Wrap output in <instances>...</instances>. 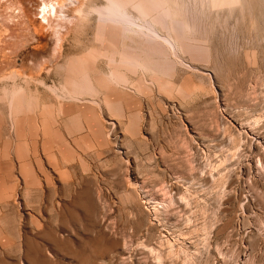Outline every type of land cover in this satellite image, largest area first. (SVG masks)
<instances>
[{"label":"rangeland","instance_id":"1","mask_svg":"<svg viewBox=\"0 0 264 264\" xmlns=\"http://www.w3.org/2000/svg\"><path fill=\"white\" fill-rule=\"evenodd\" d=\"M219 1L0 0V264H264V0Z\"/></svg>","mask_w":264,"mask_h":264},{"label":"bare ground","instance_id":"2","mask_svg":"<svg viewBox=\"0 0 264 264\" xmlns=\"http://www.w3.org/2000/svg\"><path fill=\"white\" fill-rule=\"evenodd\" d=\"M115 1V4L113 5V6H111V7H107V6H93V7H90L89 8V6H88V10L86 11L85 9H84V6H81L80 8H78L77 10H75V14L76 15H78L79 17H84V16H86L87 15V13H89V12H93V13H95L96 15H97V18L100 20V21H102V22H104V23H107V22H113V23H118V25H119V23H120V26L119 27H121V23L125 26V27H127V28H129V29H127V30H130V27L131 26H136L138 29H139V31L140 30H142V29H145L146 30V34H148L149 36H151V37H158V36H160L159 35V33L157 32V30L155 29V27H154V24L149 20V16H150V13H149V11H147L146 9H145V5H144V3L142 2V0H114ZM208 1H210V0H208ZM214 1H216V3L214 2ZM219 0H213V3H215L216 5H217V2H218ZM235 0H233V2H234ZM85 2L87 3L88 2V0H85ZM162 2V1H161ZM203 2V1H202ZM220 2V1H219ZM222 2V1H221ZM226 2H229V1H226ZM86 3L84 4V5H86ZM156 3V2H155ZM169 3H170V1H169ZM171 3H172V1H171ZM230 3H231V1H230ZM229 3V4H230ZM174 4V3H173ZM210 4V3H209ZM221 4V3H220ZM222 4H223V2H222ZM172 5V4H171ZM208 5V4H207ZM219 5V4H218ZM174 6V5H173ZM178 6V5H177ZM174 7H176V6H174ZM86 8H87V6H86ZM170 9V8H169ZM157 11V10H156ZM161 11H163V9L161 10ZM165 11V10H164ZM172 11V10H171ZM172 13V12H171ZM157 15V14H156ZM162 15V14H161ZM160 15V16H161ZM172 15V14H171ZM163 16V15H162ZM161 16V17H162ZM153 17V16H152ZM151 17V18H152ZM161 17H159L160 19H162ZM150 18V19H151ZM163 18H164V16H163ZM167 19V18H166ZM166 21V20H165ZM164 21V22H165ZM163 22V23H164ZM117 25V26H118ZM164 25H165V23H164ZM117 26H115V27H117ZM124 26H122L123 27V29H124ZM156 26V25H155ZM157 27V26H156ZM118 28V27H117ZM132 28V27H131ZM166 28V27H165ZM167 29H168V27H167ZM166 29V30H167ZM138 31V30H137ZM124 32H126V31H124ZM162 35V34H161ZM127 36V35H126ZM133 36V35H132ZM141 36V35H140ZM169 36V35H168ZM143 37V36H142ZM164 37V36H163ZM140 38V37H139ZM172 38V37H171ZM131 39V38H130ZM133 39V38H132ZM143 39V38H142ZM165 39H167V40H170V38H165ZM124 40V39H123ZM140 40H141V38H140ZM125 41V40H124ZM128 41H130L129 39H128ZM133 41V40H132ZM135 42V41H134ZM142 42H143V40H142ZM153 42H155L154 40H153ZM152 43V42H151ZM139 44H141V42H139ZM146 44V43H145ZM157 45V44H156ZM155 45V46H156ZM124 46V45H123ZM147 46V45H146ZM145 46V47H146ZM148 46H151V44L150 45H148ZM161 46V45H160ZM131 47V46H130ZM153 47H154V45H153ZM141 48H143V47H141ZM148 48V47H147ZM136 51V50H135ZM150 51V50H149ZM161 52V51H160ZM124 53H125V51H124ZM123 53V54H124ZM123 54H121V55H123ZM130 54V56H126V55H128L127 53L126 54H124L122 57H121V61L119 62V63H123V64H119V65H122V67H123V65H125V67L127 66V68L129 69V68H131L132 69V67H135L136 65H138L139 66V64H138V60H136V57L134 58V55H136V54H134L133 55V52L131 53H129ZM131 54H132V57H131ZM147 54V53H146ZM145 54V55H146ZM152 54V53H151ZM107 55V54H106ZM109 55V54H108ZM144 55V54H143ZM144 55V56H145ZM158 55V54H157ZM146 56H148V55H146ZM118 57V56H117ZM150 57V56H149ZM161 57V56H160ZM107 58V57H106ZM109 58V57H108ZM137 59H138V57H137ZM84 61V60H83ZM111 62H114V60H110ZM118 61V60H117ZM158 62V61H157ZM154 63V62H153ZM153 63H152V65H153ZM161 64V63H160ZM130 65H132L131 67H130ZM151 65V64H150ZM129 66V67H128ZM120 66H118V68H119ZM137 67V66H136ZM135 67V68H136ZM140 67V66H139ZM154 67H156V66H154ZM157 68V67H156ZM121 69V68H120ZM120 69H117V70H119V71H113L111 74H112V77L113 78H117L118 80L117 81H119V80H124V81H127V80H125L124 79V77H123V75L120 73ZM137 69V68H136ZM143 69V68H142ZM155 70V69H154ZM148 71V70H147ZM156 71V70H155ZM158 71V70H157ZM47 72H49V70H47ZM151 72V71H150ZM17 77V74H14V75H12V76H10V79L11 80H13V79H15ZM91 77V76H90ZM109 78V77H108ZM111 80V79H110ZM14 81V80H13ZM28 81V80H27ZM110 82V81H109ZM41 84H44V82L43 81H41L40 82ZM113 84V83H112ZM115 85V84H114ZM118 85V84H117ZM122 85V84H121ZM124 85H126V84H124ZM116 87V86H115ZM70 88L71 89H69V93L71 94V96H73L74 98H78L79 97V94H81L85 89H87L88 88V86H87V83H85V82H82V83H76V82H72V83H70ZM97 89V88H96ZM49 90H51V87H50V89ZM55 90V89H54ZM53 90V91H54ZM12 92H11V95H12V107H13V104H14V102H15V99L17 98V97H21V98H19V99H21L23 102L25 101V100H28V99H31V101H32V98H30L31 97V95H29V93L27 94V92L26 91H24L21 87H16V86H14L13 87V90H11ZM63 91V90H62ZM94 91V90H93ZM96 92H97V90H95ZM95 91H94V93H95ZM54 93V92H53ZM93 93V92H92ZM100 93V92H99ZM70 94L68 95V96H70ZM85 94H87V93H85ZM90 94V93H89ZM96 94H98V92L96 93ZM70 96V97H71ZM89 96V95H88ZM94 96H96V95H94ZM72 97V98H73ZM34 98V97H33ZM35 99V98H34ZM33 99V100H34ZM78 99H80V98H78ZM78 99H76L77 101H78ZM19 101V100H18ZM17 101V102H18ZM21 102V101H20ZM19 102V103H20ZM81 102V101H80ZM100 103V102H99ZM16 104H18V103H16ZM32 104V103H31ZM30 104V105H31ZM99 105V104H98ZM34 106V105H33ZM107 106H108V104H107ZM35 107V106H34ZM110 107V106H109ZM49 109V108H48ZM12 110H13V108H12ZM28 111V110H27ZM61 112V111H60ZM183 201V200H182ZM187 202V201H186ZM203 212V211H202ZM205 227H204V229L207 227L206 225H204ZM208 228V227H207ZM206 228V229H207ZM208 231V230H207ZM166 243V242H165ZM164 243V244H165ZM199 243V242H198ZM146 245V244H145ZM161 245H163V243L161 244ZM165 247H166V245H165ZM182 248V247H181ZM184 248V247H183ZM166 249H168L167 247H166ZM165 249V250H166ZM174 249V248H173ZM179 249V248H178ZM162 250V249H161ZM159 251V250H158ZM169 251V250H168ZM171 251H172V249H171ZM181 251H182V249H181ZM185 251V250H184ZM183 251V252H184ZM187 251H185V253H186ZM151 253H152V250H151ZM158 253V252H157ZM170 253V252H169ZM172 253H173V251H172ZM160 254V253H159ZM158 254V255H159ZM168 254V253H167ZM182 254V253H181ZM162 255V254H161ZM183 255V254H182ZM170 256L171 257H173V255H171L170 254ZM169 256V257H170ZM175 256V255H174ZM178 256V255H177ZM169 257H167V258H169ZM180 257V256H179ZM187 257V256H186ZM190 257V256H189ZM195 257V256H194ZM170 259V258H169ZM173 259V258H172ZM189 259V258H188ZM196 259V258H195ZM164 260V259H163ZM176 260V259H175ZM179 260V259H178ZM186 261H187V258H186ZM191 261V260H190ZM190 261H188V264L190 263ZM158 262V261H157ZM195 262V261H194ZM184 263H185V261H184ZM186 264V263H185ZM201 264V263H200Z\"/></svg>","mask_w":264,"mask_h":264}]
</instances>
